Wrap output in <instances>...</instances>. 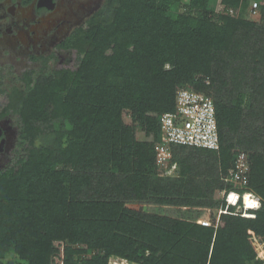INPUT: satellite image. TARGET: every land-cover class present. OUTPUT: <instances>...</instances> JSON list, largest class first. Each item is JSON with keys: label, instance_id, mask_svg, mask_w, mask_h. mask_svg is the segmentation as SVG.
Returning a JSON list of instances; mask_svg holds the SVG:
<instances>
[{"label": "trees", "instance_id": "16d2710c", "mask_svg": "<svg viewBox=\"0 0 264 264\" xmlns=\"http://www.w3.org/2000/svg\"><path fill=\"white\" fill-rule=\"evenodd\" d=\"M64 48L73 69L51 59L0 83L18 130L0 169V264H262L247 231L264 239L263 0H106ZM179 86L212 99L219 149L172 145L176 170L159 176V117ZM125 109L141 138L122 139ZM232 148L248 155L255 217L230 207L213 228L151 211L224 207Z\"/></svg>", "mask_w": 264, "mask_h": 264}, {"label": "flooded vegetation", "instance_id": "af4514ba", "mask_svg": "<svg viewBox=\"0 0 264 264\" xmlns=\"http://www.w3.org/2000/svg\"><path fill=\"white\" fill-rule=\"evenodd\" d=\"M106 0H0V83L38 70L74 49L64 48L73 32L86 27ZM22 73L17 72L21 62ZM2 70V71H1ZM1 95V94H0ZM18 130L10 117L0 118V169L12 159Z\"/></svg>", "mask_w": 264, "mask_h": 264}, {"label": "built area", "instance_id": "2783aa9c", "mask_svg": "<svg viewBox=\"0 0 264 264\" xmlns=\"http://www.w3.org/2000/svg\"><path fill=\"white\" fill-rule=\"evenodd\" d=\"M218 11L225 12L222 6L218 7ZM228 14H234V11L228 9ZM250 15L259 17L258 9L252 8ZM159 125L162 137L154 145L156 172L159 176L172 175L176 170L174 166H169L170 147L172 145L219 149L214 105L212 99L202 92L184 86L176 87L174 109L159 117ZM132 126L131 111L125 109L120 113L123 140H131L130 130ZM126 135L127 137H125ZM249 171L248 155L242 150L232 148L229 163L222 167L220 175L221 180L226 185V188L221 191L225 205L213 210L211 218L198 219L196 222L203 226L216 228L220 215L229 213L230 207H233L232 214L248 218L255 217V210L260 207L261 198L251 189ZM247 199L253 204L249 205ZM247 233L248 241L256 253L255 258L264 264V239H261L251 230H248ZM111 264L119 263L113 262Z\"/></svg>", "mask_w": 264, "mask_h": 264}, {"label": "rangeland", "instance_id": "374dc122", "mask_svg": "<svg viewBox=\"0 0 264 264\" xmlns=\"http://www.w3.org/2000/svg\"><path fill=\"white\" fill-rule=\"evenodd\" d=\"M248 16L254 20L257 19V17H258L257 15H248ZM63 55H64L63 58H65V59L58 60L54 66L56 68L73 69L74 63H75V54L73 52H69V53L63 54ZM25 65L27 67L39 66V62L34 65L32 63L23 61L20 63V66L16 69L17 72L22 73L25 70V68H24ZM0 100H1V97H0ZM130 132H131V139L132 140L134 137L138 138V139L142 137V133L138 130H136V133H135L134 130H132V128H131ZM125 137H127V135ZM215 198H221V192H216ZM136 207H139V206L136 205ZM139 208L146 209V207H144V206H141ZM147 209H149V208H147ZM179 210H181V211H178L177 209H174V210L171 209L169 211V210H167V207H155V208L151 209V211L156 212V213L168 214L171 216H178V217H182V216L187 217L188 216V217L194 218V219H195V217H198V219H207V218H211V216L213 215V210H209V209H204L200 212L197 210H191V209H190V211H186L185 209H179ZM5 260H10V261H14V262L19 261L13 254H8L5 258ZM113 262L119 263V264H132V263L126 262L124 260H121L119 258H110L109 264H111Z\"/></svg>", "mask_w": 264, "mask_h": 264}, {"label": "bare ground", "instance_id": "6f19581e", "mask_svg": "<svg viewBox=\"0 0 264 264\" xmlns=\"http://www.w3.org/2000/svg\"><path fill=\"white\" fill-rule=\"evenodd\" d=\"M247 202H248L249 205H252V204H253V202L250 201V200H248V199H247ZM239 216H240V215H239ZM242 217H243V216H242ZM246 218H247V217H246Z\"/></svg>", "mask_w": 264, "mask_h": 264}, {"label": "crops", "instance_id": "0c3cea01", "mask_svg": "<svg viewBox=\"0 0 264 264\" xmlns=\"http://www.w3.org/2000/svg\"><path fill=\"white\" fill-rule=\"evenodd\" d=\"M196 220H198V218Z\"/></svg>", "mask_w": 264, "mask_h": 264}]
</instances>
